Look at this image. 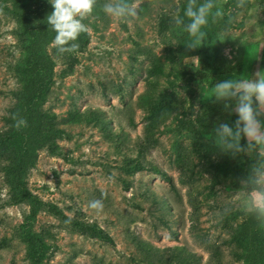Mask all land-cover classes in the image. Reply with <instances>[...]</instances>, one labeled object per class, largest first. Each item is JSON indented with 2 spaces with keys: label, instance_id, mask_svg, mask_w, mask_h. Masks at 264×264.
<instances>
[{
  "label": "rangeland",
  "instance_id": "obj_1",
  "mask_svg": "<svg viewBox=\"0 0 264 264\" xmlns=\"http://www.w3.org/2000/svg\"><path fill=\"white\" fill-rule=\"evenodd\" d=\"M105 2L83 20L84 49L61 53L56 35L45 47L52 71L39 131L54 138L38 143L18 174L20 148L0 145V264H246L248 243L235 234L258 154L216 146L214 129L238 117L234 101L211 91L264 75L263 7L214 0L212 12L223 15H209L204 40L189 48L195 38L175 22H189L188 0H128L137 14L125 20L105 15ZM17 11L0 0V136L19 127L27 84ZM76 224H96L114 245ZM255 228L264 238V218Z\"/></svg>",
  "mask_w": 264,
  "mask_h": 264
},
{
  "label": "clouds",
  "instance_id": "obj_2",
  "mask_svg": "<svg viewBox=\"0 0 264 264\" xmlns=\"http://www.w3.org/2000/svg\"><path fill=\"white\" fill-rule=\"evenodd\" d=\"M245 0H237V7H243ZM53 7L51 14L47 16V23L55 31L54 43L59 52H75L79 45L74 43L81 33L88 31V26L83 20L92 12L96 0H50ZM215 7L214 0H204L197 5V0H188L184 20L177 17L176 24L183 25L189 36L195 38L189 48H195L196 43L204 40L206 33L201 29L207 25L209 15L221 17L223 13ZM105 15L116 19L125 20L137 14V7L128 3V0H106L102 5ZM211 96L218 102L234 101V111L237 119L232 126L227 123L219 124L215 129L214 143L223 152L251 153L256 151L258 160L253 167L252 176L244 182L243 189L246 192L244 201L245 210L258 218H264V121L259 117L264 115V75L256 73L254 79H230L216 83L211 91ZM255 104V107H254ZM225 109L231 107L224 104ZM17 124H24L25 120H18ZM246 138V146H242L241 138ZM89 207L96 211H102L101 200L89 202Z\"/></svg>",
  "mask_w": 264,
  "mask_h": 264
},
{
  "label": "trees",
  "instance_id": "obj_3",
  "mask_svg": "<svg viewBox=\"0 0 264 264\" xmlns=\"http://www.w3.org/2000/svg\"><path fill=\"white\" fill-rule=\"evenodd\" d=\"M17 6V17L21 26V33L26 35L28 43L26 46V89L21 97V105L16 110V119L25 120L24 124H19L17 130L11 134L0 136V145L5 142L20 148L21 161L15 173H21L28 163L34 159L33 151L38 143L53 139L54 135H44L40 133V123L42 113L39 107L49 90L51 81L52 62L45 50L47 44L56 35L52 27L47 23V16L53 11L49 5V0H12ZM264 9V0H259ZM163 20L158 23V32L164 29ZM89 41L88 32L81 33L74 43L79 45L78 49H84ZM146 136L151 133V128L147 125ZM139 170L143 167L136 166ZM224 177L234 176L236 170L229 166H222ZM240 181V179L238 180ZM257 216L247 213L245 221L235 234L238 241L248 243V250L245 255L246 264H260L264 261V238L258 228ZM81 232L88 234L106 244L114 245L112 237L96 224H76Z\"/></svg>",
  "mask_w": 264,
  "mask_h": 264
}]
</instances>
